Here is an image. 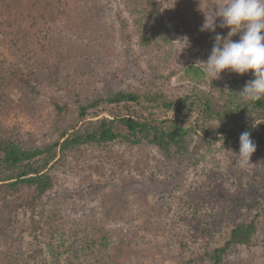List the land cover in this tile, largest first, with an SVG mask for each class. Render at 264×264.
<instances>
[{
    "label": "trees",
    "instance_id": "obj_1",
    "mask_svg": "<svg viewBox=\"0 0 264 264\" xmlns=\"http://www.w3.org/2000/svg\"><path fill=\"white\" fill-rule=\"evenodd\" d=\"M135 3L131 22L122 20L120 40L124 44L128 42L125 50L133 41L137 44L138 48L131 50L137 51L136 56L146 62L148 70L156 75V82L139 88L96 93L85 101L77 100L75 105L58 97L52 103L54 123L50 132L43 134L41 142L36 139L37 145L25 146L3 120L2 114L10 106L9 97L4 94L6 84L14 85L23 102L26 99L34 102L42 92V79L32 67L25 71L22 65L38 64L50 69L61 58L62 70L56 66L54 72L66 74L62 75L66 84L56 89L66 91L68 83L78 77L68 68L70 65L76 68L71 60L87 62L102 42L112 40L107 37L109 28L102 21L110 7L102 6L100 0H0V41L7 47L0 50V193L14 196L26 187L33 189L24 195L19 206L31 211L35 237L41 236L39 264H120L117 252L120 230L97 226L96 221L92 226L94 221L87 224L80 214H70L69 195L54 189L56 180L52 171L59 162L65 165L62 169L66 174L85 166L89 173L122 177L127 171L139 169L143 172V181H149L159 176L149 164L148 146H152L168 157L174 155L187 160L192 170L197 169L206 176L215 168V174L231 172L232 183L238 189L254 188L252 193H238L229 210L226 205L213 203L220 199L221 183L217 184L215 193L211 190L207 195L196 189L199 179H193L188 173L166 191L159 205L162 220L159 228L164 227L181 249L180 264H232L237 255L250 253L259 245V229L264 221V98L240 102L238 92L253 79L251 72L240 75L225 70L219 79L207 78L202 62L207 61L215 36L227 38L230 31L219 27V20L214 32L205 30L202 35L198 61H191L184 69L196 82L208 79L209 89L192 82L177 93L164 87L161 79L164 66L161 61L157 65L153 63L150 48H145L151 36L139 37L149 27H162L160 34L150 33L162 42L158 48L164 49L169 44L171 52L168 53L177 56L181 55L180 45H176L175 35L165 19L163 0H136ZM78 6L83 10L80 20L69 15ZM68 31L73 34L71 41L56 42L57 35ZM231 39L237 41L238 35ZM79 42L82 45L77 50ZM1 53L9 59L1 57ZM14 60L19 67L13 64ZM144 103L157 106L165 114L172 112L174 116L159 120L155 113L143 111ZM102 106V111L111 114L109 117L78 127L91 110ZM69 114L75 117L74 123L60 129L58 124ZM180 115L191 116L193 121L184 125L178 119ZM244 131L251 133L257 148L251 157L252 164L241 169L235 165L231 151L238 152L239 137ZM213 146L217 149L213 150ZM216 153L221 156L215 157ZM0 264L25 262L6 253L0 256Z\"/></svg>",
    "mask_w": 264,
    "mask_h": 264
},
{
    "label": "rangeland",
    "instance_id": "obj_2",
    "mask_svg": "<svg viewBox=\"0 0 264 264\" xmlns=\"http://www.w3.org/2000/svg\"><path fill=\"white\" fill-rule=\"evenodd\" d=\"M163 1L164 16L170 25L171 33L175 35L178 43L175 44L180 45L179 53L181 55L171 56L168 53L171 52L169 44H166L164 49L163 47L158 48V43L162 42L156 41L157 36L154 37L150 33L157 31V34L158 32L160 34L163 32L162 27H149L139 37L149 38L151 36L147 42L149 45L145 48L148 50L150 48L153 63L157 65L158 61H161L164 66L161 70L163 86L176 92L184 90L185 85L192 82V84H197L202 89L208 90L210 87L208 79L196 82L191 76L185 74L184 69L191 61H198L199 43L203 42L201 37L206 33L201 31L202 27L199 26L205 21V14L220 0ZM100 2L102 6L110 7L107 10V15L101 17L103 23L109 28L107 37H112V40L107 39L108 41L102 42L100 44L102 48L93 51L88 56L87 62L79 60V63H76L75 60H71L75 63L76 68L71 65L68 68L73 69L78 77L68 83L65 92L56 88L58 85L66 84L65 76H62L66 74L54 72L56 66L62 70L64 62L61 58L56 60L55 66L50 69L38 64L23 63L25 71L32 67L42 79V92L33 99L34 102H28L27 99L23 102L14 85L6 84L4 94L9 97L10 106L5 111L6 114H2L3 120L8 128L16 132L23 145H37L39 142L36 139L41 142L43 134L46 136L50 132L54 123L52 103L58 97L65 98L69 104L75 105L77 100L85 101L87 97H95L96 93L105 94L120 89L139 88L156 82V75L148 70L146 62L136 56L137 51H132L138 48L137 44L133 41L128 50H125V47L129 46L128 42L126 41L124 44L120 40L122 31L120 25H122L123 19L131 22L132 16H134L132 9L136 0H100ZM82 11L78 6L75 8V12L72 11L69 15L80 20ZM72 35L71 31L61 32L55 40L62 44L68 43L67 39L71 41ZM237 35L239 39L240 34L237 33ZM135 42L137 41L135 40ZM81 45V42L77 43V50ZM183 47H187V50L185 51ZM5 48L7 47L0 41V50L4 51ZM82 48L85 49L84 45ZM7 56V54L1 53V57L9 59ZM158 56L160 59L157 58ZM13 62L16 67H19L16 64L17 61ZM69 69L66 70L67 73ZM56 82L58 84L54 86ZM75 93H78L79 97L74 96ZM143 106V111L146 114L155 113V117L159 120L174 116L172 112L165 114L163 110L152 104L144 103ZM103 107L91 110L90 114L78 123V127H84L90 121H96L102 117H109L111 114L107 110L102 111ZM74 119L75 117L69 114L64 121L58 124V127L63 129L70 126L74 123ZM178 119L184 125H189L193 121V117L187 115H180ZM148 148L149 164L159 175L149 181H143V172L139 169L127 171L122 177H105L94 172L89 173L88 170H85V166L83 169L81 168L82 170L78 169L76 172L66 174L62 169L65 165L59 162L56 166L57 169L52 171L56 180L54 189L69 195L70 214H80L83 222L87 224L94 221L92 226H95L96 221L97 226L112 227L118 232L120 230L118 237L120 245L117 251L120 254V258H118L120 264H180L181 249L169 233L164 231V227L160 226L159 228V222L162 221L159 205L166 195V191L189 173L193 179H199L196 189H201L207 195L211 190L215 193L217 184L221 183L223 186L220 199L219 201L214 200L213 203L217 202L221 206L226 205L230 210L233 206L232 201L238 193H252L254 188L238 189L232 183L233 174L231 172L215 174L214 168L212 171L209 170L208 176H206L205 173L197 169L192 170V165H187V160L183 161L174 155L168 157L152 146H148ZM215 149L217 147L213 146V150ZM220 156V153L215 155V157ZM22 191L14 196L0 193V256L7 253L9 257L13 256L21 261L23 259L25 264H39L40 249H42L39 244L41 236L35 237L37 234L31 211L26 207L19 206L24 195L32 193L33 189L26 187ZM257 241L259 245L255 250L250 253H240L232 260V264H264V221L259 229Z\"/></svg>",
    "mask_w": 264,
    "mask_h": 264
},
{
    "label": "clouds",
    "instance_id": "obj_3",
    "mask_svg": "<svg viewBox=\"0 0 264 264\" xmlns=\"http://www.w3.org/2000/svg\"><path fill=\"white\" fill-rule=\"evenodd\" d=\"M218 19L219 27L230 31L227 38L215 36L211 53L202 62L207 78L219 79L225 70L240 75L251 72L253 79L238 92L239 100L242 103L261 100L264 98V0H220L205 14L201 31L214 32ZM237 33L239 39L233 41L231 37ZM256 148L251 133H241L238 152L231 151L235 165L244 169L252 164Z\"/></svg>",
    "mask_w": 264,
    "mask_h": 264
}]
</instances>
